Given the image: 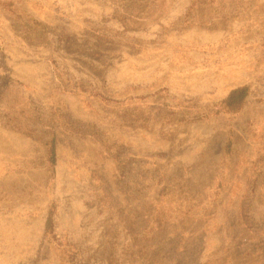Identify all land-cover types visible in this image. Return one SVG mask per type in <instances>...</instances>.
<instances>
[{
	"label": "rangeland",
	"instance_id": "374dc122",
	"mask_svg": "<svg viewBox=\"0 0 264 264\" xmlns=\"http://www.w3.org/2000/svg\"><path fill=\"white\" fill-rule=\"evenodd\" d=\"M0 264H264V0H0Z\"/></svg>",
	"mask_w": 264,
	"mask_h": 264
},
{
	"label": "trees",
	"instance_id": "16d2710c",
	"mask_svg": "<svg viewBox=\"0 0 264 264\" xmlns=\"http://www.w3.org/2000/svg\"><path fill=\"white\" fill-rule=\"evenodd\" d=\"M248 92H249V89L247 86L232 90L229 96L223 101V105L230 110L236 111L240 109L245 102ZM50 154H51L50 156L51 160L55 162L56 146L54 142L51 144ZM52 228H53V216L51 214L46 224V233L47 234L50 233L52 231Z\"/></svg>",
	"mask_w": 264,
	"mask_h": 264
}]
</instances>
